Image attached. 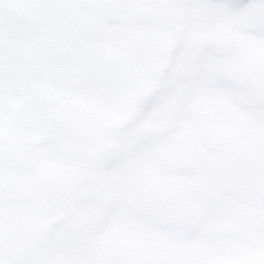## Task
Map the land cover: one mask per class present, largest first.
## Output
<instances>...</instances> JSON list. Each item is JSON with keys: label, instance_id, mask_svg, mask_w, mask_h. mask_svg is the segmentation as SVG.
Instances as JSON below:
<instances>
[{"label": "snow or ice", "instance_id": "6c2138e0", "mask_svg": "<svg viewBox=\"0 0 264 264\" xmlns=\"http://www.w3.org/2000/svg\"><path fill=\"white\" fill-rule=\"evenodd\" d=\"M0 264H264V0H0Z\"/></svg>", "mask_w": 264, "mask_h": 264}]
</instances>
